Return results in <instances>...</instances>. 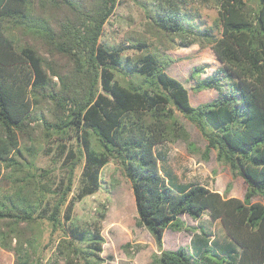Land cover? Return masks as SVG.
Masks as SVG:
<instances>
[{
    "label": "trees",
    "instance_id": "1",
    "mask_svg": "<svg viewBox=\"0 0 264 264\" xmlns=\"http://www.w3.org/2000/svg\"><path fill=\"white\" fill-rule=\"evenodd\" d=\"M116 1L0 0V247L13 250L17 264H28L21 236L45 219L70 237L61 252L65 264H98L106 209L103 205L99 217L83 225L72 209L100 188L102 168L115 159L131 184L136 225L160 248L153 263L264 264V0H256L255 8L245 0H217L218 35L217 23L199 28L183 0L149 2L147 15L159 32L181 37L185 46L195 38L211 45L218 66L203 77L207 65L196 66L191 77L195 90L216 94L198 105L166 71L171 58L149 52L143 41L127 44L143 50L136 56H122L123 46L100 42ZM171 105L200 129L206 152L215 150L217 160L244 179L242 198L179 183L162 168L164 153L156 146L188 138ZM32 122L48 136L74 134L78 154L69 150L72 160L61 189L42 182L34 150L19 146L18 133L35 129ZM82 158L78 186L68 199ZM5 169L9 190L1 187ZM205 213L219 221L228 243L201 229L192 234L189 248H162L166 229H189L183 214L198 220Z\"/></svg>",
    "mask_w": 264,
    "mask_h": 264
},
{
    "label": "rangeland",
    "instance_id": "2",
    "mask_svg": "<svg viewBox=\"0 0 264 264\" xmlns=\"http://www.w3.org/2000/svg\"><path fill=\"white\" fill-rule=\"evenodd\" d=\"M151 1L117 0L113 13L103 26L100 42L114 47L123 46L122 56H136L143 51L129 47L127 45L129 42H145L149 52L154 51L162 58L172 59L166 71L178 78L188 89L193 105L209 101L215 96V90H195V80L191 74L194 67L206 64L205 71L200 73L203 77L218 66L211 45L195 38L185 46L181 37L159 32L151 24L147 15ZM183 1L186 12L194 18L193 21L199 28L217 23L214 26V33L219 34L217 0ZM245 1L250 8H255L256 0ZM23 41L24 38L20 37L19 42ZM47 72L50 74V71ZM116 78L123 79L118 74ZM53 80L57 81V77L54 76ZM171 107L186 129L188 138L166 140L156 146V151L164 153L165 158L161 161L162 168L174 174L179 183H200L220 192L224 197L242 198L247 187L244 179L233 173L227 164L217 160L215 150L206 152L207 141L200 129L173 105ZM36 124V122L31 123L35 129L18 133L19 146L34 150V162L41 172L42 182L53 189H61L67 182L69 164L72 160L69 150L78 154L77 141L70 130L48 136L46 131L36 127ZM82 165L83 158L74 169L72 191L68 199L76 191ZM5 172L1 187L3 190H9L12 187L11 179L8 177L9 169H5ZM100 178V188L92 195L75 201L72 209L73 218L79 225L95 221L103 205L106 209L105 217L101 220L104 243L100 254L101 261L98 264H155L153 260L158 256L160 248L145 227L136 225L137 213L131 184L122 167L115 159H111L102 168ZM49 200L52 201L51 198ZM253 200L262 199L260 196H255ZM181 217L189 229L180 231L166 229L162 239L163 249H176L179 246L189 248L192 234L201 229L210 231L219 242L227 240L219 221L210 220L207 214L202 215L198 220L186 214ZM64 227H67V223ZM69 238L62 228L52 229L51 224L43 219L37 221L29 233L21 236V240L25 242L20 250L26 258H29L28 264H47L48 262L65 264V257L61 252L67 245L65 241ZM14 244L15 240H13ZM17 263V255L13 250L0 247V264Z\"/></svg>",
    "mask_w": 264,
    "mask_h": 264
},
{
    "label": "crops",
    "instance_id": "3",
    "mask_svg": "<svg viewBox=\"0 0 264 264\" xmlns=\"http://www.w3.org/2000/svg\"><path fill=\"white\" fill-rule=\"evenodd\" d=\"M212 190V189H211ZM205 214H207V213H205ZM204 215V214H203ZM211 220V219H210ZM217 221V220H216ZM221 225V224H220ZM222 227V226H221ZM223 229V228H222ZM210 232V231H209ZM224 232V231H223ZM224 234H225V232H224ZM211 238H214L215 236L211 233ZM226 236V235H225ZM227 237V236H226ZM191 239V238H190ZM222 243H228L229 242V239L227 238V240L226 241H221Z\"/></svg>",
    "mask_w": 264,
    "mask_h": 264
}]
</instances>
